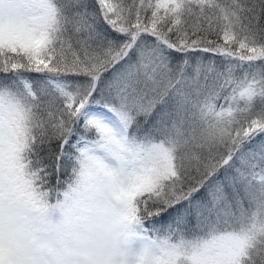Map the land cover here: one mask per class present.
I'll return each instance as SVG.
<instances>
[{"label": "snow or ice", "instance_id": "1", "mask_svg": "<svg viewBox=\"0 0 264 264\" xmlns=\"http://www.w3.org/2000/svg\"><path fill=\"white\" fill-rule=\"evenodd\" d=\"M0 264H264V0H0Z\"/></svg>", "mask_w": 264, "mask_h": 264}, {"label": "trees", "instance_id": "2", "mask_svg": "<svg viewBox=\"0 0 264 264\" xmlns=\"http://www.w3.org/2000/svg\"><path fill=\"white\" fill-rule=\"evenodd\" d=\"M125 2L128 4H131L133 2V0H125ZM135 2L138 4L139 0H135ZM154 2H155V0H153V3ZM160 14L163 15V12L161 11ZM52 148H53V150L56 149L55 143L52 145ZM41 155L42 156L46 155V152H42ZM66 178H67L66 176L61 177V179H66ZM49 185H51L52 187L57 186L56 176L54 174L49 177ZM169 222H170L169 216L165 215V216H163L161 218H157L151 222H146V226L151 227V228H158V229H161L163 231V229H165L167 227Z\"/></svg>", "mask_w": 264, "mask_h": 264}]
</instances>
